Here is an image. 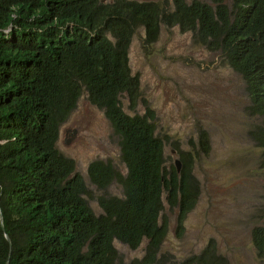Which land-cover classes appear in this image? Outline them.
<instances>
[{
	"label": "trees",
	"instance_id": "1",
	"mask_svg": "<svg viewBox=\"0 0 264 264\" xmlns=\"http://www.w3.org/2000/svg\"><path fill=\"white\" fill-rule=\"evenodd\" d=\"M209 2L0 0V264H123L117 241L132 250L147 242L129 264H171L162 253L166 211L177 214L182 237L201 193L194 160L209 141L199 130L193 151L176 148L180 172L169 163L154 112L137 110L141 81L130 52L139 30L150 47L164 28L179 29L241 77L247 112L258 119L248 134L264 170V0ZM84 96L120 137L124 165L91 162L89 183L58 148ZM115 185L120 194L110 193ZM251 241L264 264V226L252 229ZM173 263L228 261L210 239Z\"/></svg>",
	"mask_w": 264,
	"mask_h": 264
},
{
	"label": "rangeland",
	"instance_id": "2",
	"mask_svg": "<svg viewBox=\"0 0 264 264\" xmlns=\"http://www.w3.org/2000/svg\"><path fill=\"white\" fill-rule=\"evenodd\" d=\"M129 1L172 4V0ZM196 1L210 4L209 0ZM224 4L230 7V0H224ZM130 59L141 81L137 110L154 112L158 132L166 140L169 163L175 166L180 159L177 149L194 150L199 130L206 132L209 141L208 153H199L194 160V176L201 188L198 203L185 222L182 237L176 232L177 214L166 211L170 231L162 253L174 264L198 254L213 239L228 264H263L251 241L252 229L264 226L260 212L264 206L261 149L248 134L258 119L247 112L250 102L241 77L223 65L218 55L196 45L179 29L164 28L158 43L150 47L145 46L144 32L139 30ZM122 102L131 113L128 101ZM58 148L75 160L77 171L88 183V166L95 160H109L124 169L120 137L104 111L86 96L62 126ZM120 192L116 185L110 188L112 194ZM91 206L99 212L97 203L91 202ZM146 244L132 250L115 242L123 264L142 258Z\"/></svg>",
	"mask_w": 264,
	"mask_h": 264
},
{
	"label": "water",
	"instance_id": "3",
	"mask_svg": "<svg viewBox=\"0 0 264 264\" xmlns=\"http://www.w3.org/2000/svg\"><path fill=\"white\" fill-rule=\"evenodd\" d=\"M67 144H69V142H67ZM173 153L175 154V151H173ZM175 166H176L177 171H178V173H179L180 170H181V161H180V159H177V160L175 161ZM0 218H1V221H2V227L4 228V225H3V216H2V214H0ZM6 237H7V240H8L9 242H11L9 236L6 235ZM8 264H9V262H8Z\"/></svg>",
	"mask_w": 264,
	"mask_h": 264
}]
</instances>
